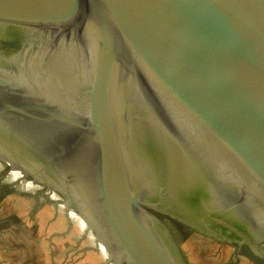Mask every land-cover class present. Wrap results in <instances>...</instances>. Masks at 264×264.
<instances>
[{
    "label": "water",
    "instance_id": "1",
    "mask_svg": "<svg viewBox=\"0 0 264 264\" xmlns=\"http://www.w3.org/2000/svg\"><path fill=\"white\" fill-rule=\"evenodd\" d=\"M0 33L34 57L0 58L1 137L41 160L107 263L184 264L136 164L147 123L264 230V0H0Z\"/></svg>",
    "mask_w": 264,
    "mask_h": 264
},
{
    "label": "rangeland",
    "instance_id": "2",
    "mask_svg": "<svg viewBox=\"0 0 264 264\" xmlns=\"http://www.w3.org/2000/svg\"><path fill=\"white\" fill-rule=\"evenodd\" d=\"M24 45L0 33V58L32 64ZM147 124L153 136L141 135L134 145L138 168L184 264H264L259 218L227 199V188L214 182L208 163L192 155L182 138L170 136L172 147L164 146ZM1 134L0 264H109L103 246L35 163L37 156L10 133ZM171 149L174 159L166 153Z\"/></svg>",
    "mask_w": 264,
    "mask_h": 264
},
{
    "label": "bare ground",
    "instance_id": "3",
    "mask_svg": "<svg viewBox=\"0 0 264 264\" xmlns=\"http://www.w3.org/2000/svg\"><path fill=\"white\" fill-rule=\"evenodd\" d=\"M137 133H139V129H138V132H137ZM0 140H1V139H0ZM138 140H139V135H137L136 137H134V141H133V143H132L133 146L136 145V144L138 143ZM136 142H137V143H136ZM136 164H138V163H136ZM148 185H149V184H148ZM151 191H152V190H151ZM151 191H150V194H149L150 197H152V195H153V194L151 195Z\"/></svg>",
    "mask_w": 264,
    "mask_h": 264
},
{
    "label": "flooded vegetation",
    "instance_id": "4",
    "mask_svg": "<svg viewBox=\"0 0 264 264\" xmlns=\"http://www.w3.org/2000/svg\"><path fill=\"white\" fill-rule=\"evenodd\" d=\"M18 41H20L19 39H17ZM14 53V51L12 52V54ZM18 55V54H17ZM14 56H16V55H12V57H14Z\"/></svg>",
    "mask_w": 264,
    "mask_h": 264
}]
</instances>
